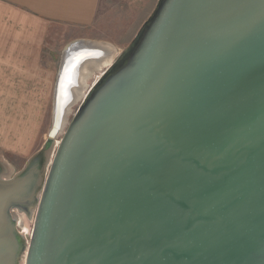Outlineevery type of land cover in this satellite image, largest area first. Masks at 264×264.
<instances>
[{
    "label": "water",
    "instance_id": "95a60500",
    "mask_svg": "<svg viewBox=\"0 0 264 264\" xmlns=\"http://www.w3.org/2000/svg\"><path fill=\"white\" fill-rule=\"evenodd\" d=\"M110 45H67L45 144L0 159V264H264V0H159L64 122Z\"/></svg>",
    "mask_w": 264,
    "mask_h": 264
},
{
    "label": "crops",
    "instance_id": "0c3cea01",
    "mask_svg": "<svg viewBox=\"0 0 264 264\" xmlns=\"http://www.w3.org/2000/svg\"><path fill=\"white\" fill-rule=\"evenodd\" d=\"M158 1L0 0V29H4V42L13 49L4 53V62L0 66L14 69L15 74L39 84L46 83L44 78L51 71L43 63L45 53L41 49L48 42L52 27H64L69 41L84 39L121 49L118 43L133 41ZM142 20L143 24L135 36L126 31L128 28L131 30L135 21ZM118 28L124 30L118 33ZM125 36H128L126 41ZM130 36L134 37L130 39Z\"/></svg>",
    "mask_w": 264,
    "mask_h": 264
},
{
    "label": "rangeland",
    "instance_id": "374dc122",
    "mask_svg": "<svg viewBox=\"0 0 264 264\" xmlns=\"http://www.w3.org/2000/svg\"><path fill=\"white\" fill-rule=\"evenodd\" d=\"M143 21H135L131 30L129 28L125 30L131 31L135 36ZM123 30L118 28L117 32ZM50 32L48 42L41 49L45 53L43 63L52 72L44 78L46 83L39 84L26 76L15 74L14 69L0 66V159L12 167L13 173L20 171L27 160L45 144L53 126L55 84L64 50L74 41H69L70 37L64 34L67 32L64 27H52ZM103 35L108 36L105 33ZM134 36H130V39ZM127 38L128 36H125L124 41ZM130 43H118L121 49L115 47L119 52L116 60ZM11 50L12 46L4 42V29H0V64L4 62V53ZM104 71V68L93 69L91 77L87 80L86 89L92 87ZM81 103L82 101H79L73 106L67 117L68 122L73 119ZM62 135L63 132L59 134L58 141ZM25 224L32 230L33 221H26ZM28 227L24 228L26 232H30Z\"/></svg>",
    "mask_w": 264,
    "mask_h": 264
},
{
    "label": "bare ground",
    "instance_id": "6f19581e",
    "mask_svg": "<svg viewBox=\"0 0 264 264\" xmlns=\"http://www.w3.org/2000/svg\"><path fill=\"white\" fill-rule=\"evenodd\" d=\"M118 53L119 52L117 51V49L110 45L108 47L96 46L94 48H91V50L86 51L85 53H81V54L77 55L76 59H84V58L85 59L91 58V59L86 61L82 68L74 69V75H72V76L69 73L71 71H69V69L66 70L68 73H66V75L64 76V78H65L64 82L66 80L73 79V84H75V85H72L73 87L69 86V85L67 86L69 98L72 100V102L69 103V105L65 111L64 122H66V118L68 117L69 113L71 112V109L73 108V106L76 105L77 102L82 101V99H84L86 97L89 89L91 88L90 87L89 89H86V83H87V80L91 77L93 69L102 70L103 68L106 69L108 66H111ZM74 56L75 55H73L72 57H74ZM100 77H99V79H100ZM55 92L56 91H54V100H53L54 113H53V116L55 115V112H56V103H57L56 99H55ZM58 93H59V90H58ZM53 122H54V119H53ZM61 132H62V130L60 131V133Z\"/></svg>",
    "mask_w": 264,
    "mask_h": 264
}]
</instances>
